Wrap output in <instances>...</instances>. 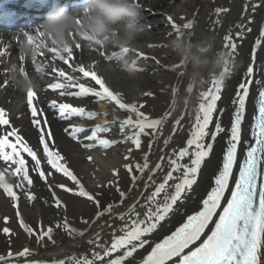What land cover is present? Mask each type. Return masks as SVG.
<instances>
[{"label": "snow or ice", "instance_id": "1", "mask_svg": "<svg viewBox=\"0 0 264 264\" xmlns=\"http://www.w3.org/2000/svg\"><path fill=\"white\" fill-rule=\"evenodd\" d=\"M220 11L227 10L217 9V12ZM168 19L172 23L171 18L169 17ZM194 24V20L187 21L182 26L183 31L180 26L174 23H172V27L177 36L187 33L191 38L194 34L192 31ZM22 35L26 37V40L20 41V47L24 43L35 46L37 45V39L42 37L41 31L36 36L30 35L28 31L22 32ZM169 35H172V33H169ZM242 35L243 33H236L238 38ZM261 35L264 36V32ZM222 39L223 43L220 52L225 56V67L219 74L212 72L200 81L201 86L209 84L210 87L206 91L198 93L197 114L195 122L192 125V131L186 141V146L180 148L179 151L173 149L169 155L167 161L169 170L164 175L163 181L157 183L155 179L158 172L164 171L163 161L165 157L161 156L159 158L160 162H157L155 167L151 169L147 181L143 185L145 190L155 185L154 190L146 196L143 203H140L137 199L136 203L132 204L127 212L117 214L116 218L120 221H125V217H129V220L119 229L113 230L110 245L106 246L101 242V233L97 231L87 243L95 245L96 248L102 251H92L91 258H89L87 253H81L79 256L73 253L71 257L66 259H54L52 264H97V262L105 264V261L106 264H135L138 260V250L143 249L149 243L148 237L156 232L158 228L163 227L170 215L179 212L178 203L183 204L187 200L189 193H191L193 187L198 183V178L206 162L211 161L215 141L225 132L228 134L227 145L223 150L222 160L217 170L213 173L210 191L202 199L201 209L192 215H188L185 222L176 228L171 235L166 236L159 243H155L148 255L139 260V264H169L170 261H173V258H177L175 264H264V85H261L258 93V114L254 116L251 130V141L253 142L250 143L242 136V124L245 121L246 101L250 96L251 78L254 69L248 60L241 57L238 45L233 40L231 33H227ZM257 44H259V41H257ZM158 46L164 47L165 45ZM149 47L155 46L149 45ZM75 48H81V44L76 43ZM49 51L58 55L61 54L56 49H49ZM62 53H66L69 59L73 58V46L66 48ZM141 58L152 59L159 65V60L154 56L141 53ZM60 59H63L64 63L68 64V59H64L63 55H60ZM132 63L136 65L135 60ZM245 65L247 66L245 67ZM69 67L72 68L73 72L78 71L81 73L82 77L80 75H69L67 72L60 70L59 76L64 78L65 83H53L49 87L52 89L76 88L78 91H61L60 95L78 98L91 95L100 101L114 103L121 110L134 113L135 120L132 116H129L121 122V131H123L124 126L136 129L132 135L125 138V143L131 140L139 148V136L145 134V129H152L153 133H156L158 128L162 126L163 121L161 119L150 120L143 112L138 110L136 103L125 102L121 93L111 90L104 78L94 70L95 62L88 65L87 69L83 65H80L78 68L72 67V65H69ZM163 67L165 70L172 71H175L177 68H184L180 61L174 62L171 66L164 65ZM237 67L243 68V73L240 81L234 88V96L231 102L235 105V109L231 114L230 124L228 127H225L222 124L221 117L215 116L214 129H210V125L214 120V114L217 113V103L222 99V92L226 87L225 81L227 78L233 76L234 70ZM133 70L138 73L145 71L141 67H135ZM53 71H56V69H53ZM36 72L41 77L45 74L43 67L36 68ZM183 74V72L179 73V75ZM88 77L98 86L99 90L95 86H87L86 83L80 82L82 78ZM257 83L260 82L257 81ZM194 90L195 85L190 83L187 86V92L190 94ZM141 95L154 96V93L150 90L142 91ZM35 96L36 92L32 89L27 91L28 103L33 117L32 124L40 129L39 145L43 146V156L40 155L39 148L34 151L32 147L28 146L23 137L18 134L17 129L11 127L5 110L0 108V125L11 128V131L5 129L4 134L0 136V160L6 163L10 162V165H15V168L12 170V174L18 178L15 187L21 189L30 202L35 199V196L31 192L24 191L25 182L29 188L34 186V179L28 167L29 164L32 166L31 171L35 172L45 184L48 183L47 176L53 175L52 171L46 174L42 170V164L45 161L50 166V169L55 170L56 173L63 172L71 180L76 181L77 184L79 183L71 172L58 164V159H61L59 154L50 151L47 141L53 140V137L50 131L44 130L48 126L47 120L38 118L43 113L38 112L37 108L32 107ZM143 106V104L139 105V107ZM50 107L54 109L58 108L62 119H70L73 116L94 118L97 115L96 112L86 111L84 107H74L68 103L57 104L56 100L50 102ZM224 111V109H219L221 114ZM104 115L106 116L107 113H104ZM179 124L180 120L178 119L175 125ZM85 130L75 128L70 135L72 139L78 140L76 134ZM107 130L104 126L96 125L91 129V135L87 139L96 140L100 132ZM65 131L67 132L68 129L66 128ZM9 137H15V140L23 146V150L27 153V157H30V161L27 157L21 156L20 152L16 150V144L8 142ZM209 137L210 139H206ZM169 141L170 138L165 139L164 144L168 145ZM112 143L115 142L99 139V145L105 147ZM242 144L244 145V151L241 159L238 157V149ZM83 146L87 149L93 147L91 144H84ZM8 148L12 149V154L5 151ZM16 157L20 158L17 159ZM238 159V176L235 179L234 187L231 188L230 196L227 198L223 210L219 212L218 219L214 221V227H212L210 235L199 246L185 252L186 249H189L191 245H195L201 239L202 234L205 233V229L213 223L217 210L221 208V201L225 199L226 192L229 190L230 179L233 176V169ZM185 160L186 162H184ZM125 167L129 166L126 165ZM136 168L141 174L149 168L147 154L144 156L143 165L137 164ZM4 171L8 172L9 169L5 168ZM129 171H131L130 167ZM174 173H178L179 176H174ZM132 179L135 183L137 178L133 176ZM174 180L176 181L175 183H170ZM0 187H3L5 193L13 201L17 200V193L13 191L11 185L4 181L3 173H0ZM48 187L56 202L55 207H62L53 187L51 185ZM59 187L63 188L64 186L59 185ZM64 190L71 191V189L67 188ZM79 195L87 196L90 200L93 199L82 188ZM125 195L124 192H120L122 201ZM139 195L143 196L144 193H140ZM138 208L144 209V211H138ZM113 212V206L108 205L103 212L97 215L99 217L103 216L104 213L113 214ZM21 226L26 231L32 232L23 220H21ZM55 228H63L72 235H84L83 232H76L75 229L70 228L66 221L63 224L57 222ZM5 231L7 232V229ZM53 232V227L49 226L46 231L41 233L38 243L44 238L52 240ZM114 253L121 254L116 255L115 258H111ZM31 254L25 248L18 256L27 257ZM11 256L12 254L9 253V257ZM3 259V257H0V260ZM25 264H43V262L26 261Z\"/></svg>", "mask_w": 264, "mask_h": 264}, {"label": "bare ground", "instance_id": "2", "mask_svg": "<svg viewBox=\"0 0 264 264\" xmlns=\"http://www.w3.org/2000/svg\"><path fill=\"white\" fill-rule=\"evenodd\" d=\"M137 2L141 5V23L144 25V31L138 37L139 46L128 53L131 57V61L143 59L141 58V53H143L148 56L156 57L159 60V63L167 62L166 65H173L174 62H177L176 58L173 57L172 60H167L170 55H175L167 46L168 41L177 36L173 30L172 23L180 26L183 31V24L187 21L194 20V25H196L199 30L192 37V41L194 43L199 42L201 45L200 58L202 62L195 69H193L191 64H186L185 67L188 66L187 68L191 69L192 75L190 76V71L186 70L184 76L179 81L181 86L180 92L186 89L189 79L190 83L195 85V90L190 94L186 91L184 94L186 95L184 100H182V97L176 99L177 105L182 107L184 111V117L180 120V124L175 125L176 128L179 129L177 139L172 142L169 141V144L165 145L164 140L169 139L165 131L162 132V127L165 124L160 127L159 132L161 133L149 159V168L146 170L145 176L140 179L128 199L122 203L113 214H107L86 239V241H88L97 231H99L101 233V242L106 246L110 245L113 230L119 229L129 220V217H125V221H120L116 218L117 214L127 212L128 208L136 203L137 199L140 203H143L146 196L154 190L155 185L150 186L147 190L144 189L143 185L147 181L151 169L155 167L157 162H160L159 158L161 156L165 157L163 161L164 171L158 172L155 177L157 183L163 181L164 175H166L169 170L167 161L173 149L179 151L180 148L186 146V141L192 131V125L195 122L197 114L198 93L206 91L207 88L210 87L209 84L201 86L200 81L203 77L212 72L219 74L225 67V56L220 50L222 49V38L227 33H231L233 40L238 45L241 57L248 60L254 69L251 78L252 85L250 86V96L246 101L245 121L242 124V136L245 140H248L249 137V127L254 116V103L256 101L258 88L263 80V71L258 67V64L264 61V36L261 35V33L264 32V0H137ZM175 3L179 6L178 8H174ZM217 9L227 11L217 12ZM166 15L171 17L172 23L169 22ZM157 16L163 17L157 18ZM238 32L243 33L239 38L236 36V33ZM169 33H172V35H169ZM209 37H213L214 42L210 40ZM73 39L81 44V48L73 49V58L71 59L63 53L58 55L57 53L47 52L48 54L45 59L37 60L35 63L33 62L34 56L29 57L27 64L23 67H18L16 72L13 70V64L5 66L7 74H4V70L0 69V108L5 110L11 127L17 129L18 134L23 137L28 146L35 147L34 145L39 140L40 129L32 124L33 117L31 111L29 112L28 110L30 106L25 103V101H28L27 92L13 87L11 80L17 76H22L20 75V72L23 74L26 73L27 77L29 75L34 79H38L40 87L38 91H36V103L34 104V102H32V107H35L39 112H42L44 120H47L48 126L44 130L50 131L53 139L56 140V143L63 146L68 152L75 153L77 157L85 155L90 158L89 161L91 164L86 167V171L88 175L90 174V178H92L94 183H97L98 181H103L105 174H108V167L114 169L123 162L124 156L128 153V150L131 147V142L128 141L125 143V139H122L117 146H114L113 148L109 147L108 149V146L105 147L99 145L97 139H87V137L91 135V128L86 129L81 133H77L78 140H76L77 143H74V139H72L70 133H73L75 128L70 127L69 124L63 121L55 123L53 116L55 119L60 118V113L58 108L54 109L50 107V102L56 100L57 104L68 103L74 107H84L86 111H88V103L90 100H93L98 103L99 110L97 114L100 119L99 125L102 126L106 123L115 125L119 128L121 132L119 134L121 137L125 130V128H123V131H121V122L129 116H132L135 120V114L117 108L114 103L100 101L98 98L92 97L91 95L87 96L86 99H79V101L76 99L77 97H74L73 100H70V98L62 99L60 98L61 91L73 92L78 91V89H52L49 85L53 84L55 81L48 82L47 76L65 68V70L68 69L67 72L69 71L71 73L70 75H80L82 77V74L78 71L73 72L69 65H72V67L75 68L83 65L87 69L88 65L95 62L94 70L104 78L109 88L114 92L121 93L125 102L136 103L138 105L140 98L143 97V95H141L142 91L150 90L152 93L154 92V82L156 80L155 72L156 67L159 65L155 64L147 71L135 73L130 69L129 65L124 63L118 64L119 61L114 59V57L118 56L119 53L115 55L114 52L110 51L112 49L111 47H97L89 50V48L83 46V42L79 40L77 35H74ZM257 41H259V44H257ZM149 45H154L155 47H149ZM158 45L165 46L161 47ZM48 47H51V45ZM40 49L41 47L38 49L40 52L43 51V48ZM36 53L37 50H35V54ZM60 55H63L64 59H68V64H65L63 59H60ZM108 61L110 63L114 62L115 64L109 68L108 65H106L108 64ZM58 63H63V66ZM246 66L247 65H245V67ZM41 67L44 68L45 74L43 77L36 73V68ZM53 69H56V71H53ZM179 69L182 68H177L176 70ZM9 70L11 71V74L9 73ZM242 73L243 68L237 67L234 70L233 76L226 79V87L222 92V99L217 103V113L214 114V120L210 125V129H214L215 116L221 117L222 124L225 127L229 126L230 117L235 108V105L231 100L234 96L235 85L240 81ZM257 81L260 83H257ZM80 82L86 83L87 86H95L97 87V90H99L98 86L91 81L90 77L82 78ZM55 83H65V80L59 76ZM219 109H224L225 111L221 114ZM104 113H107V115L105 116ZM2 128L11 131V128H8V126L3 125L0 129ZM66 128L68 129L67 132L65 131ZM227 138V132L221 134L217 138L214 144V151L211 155V161L206 162L198 178V183L193 187L191 193H189L187 200L183 204L178 203L179 212L170 215L167 222L164 223V226L158 228L156 232L148 237L149 243L145 245L143 249L138 250V260L135 264H139V260H142L148 255L155 243H159L166 236L171 235L176 228L181 226L187 219L188 215H192L201 209L202 199L206 197L207 192L212 186L213 173L217 170V167L222 160L223 150L227 145ZM206 139H210V137ZM84 144H91L93 147L87 149L83 146ZM5 151L12 154L9 148L5 149ZM243 151L244 145L242 144L238 149V157L241 159ZM16 158L19 159L18 157ZM186 160L184 162H186ZM0 161H2L0 172L5 168H11V166H7V163L3 160ZM14 168L15 167L12 169ZM32 174L34 175L35 173L32 172ZM234 174L230 179L229 190L226 192L225 199L221 201V208L217 210V215L213 218V223L205 229V233L202 234L201 239L197 241L195 245H191L189 249H186L185 252L199 246V244L210 235L211 229L214 226V221L218 219L219 212H221L223 206L226 204L227 198L230 196L231 188L234 187ZM174 176H179V174L174 173ZM36 180L37 179L34 181V185L37 184ZM14 181L17 183L18 178H15ZM175 182L176 181L174 180L170 183ZM40 185L41 188H35L42 191L44 194L42 199L45 196V198H48L49 202L45 199L48 203V208L45 207V202L34 194L33 186L29 188L25 182L24 191L31 192L35 196V199L30 202L27 197H24V193L22 192L20 197L21 212L31 221H38L41 224V229L44 231H46L49 226H52L54 229L53 236H56L59 240L56 238L57 241L51 245L48 252L38 255L30 261L43 262V264L48 262L52 263L54 259L61 260L69 258L73 253L77 254V256L81 253H87L89 258H91L92 251H102L101 249L96 248L95 245H89L87 242L85 245H83L85 242L75 244L73 243V240H80V236L77 235L74 237L63 228H55L57 222L63 224L66 219L61 214L59 208L55 207L56 202L52 197V193H50L44 185ZM140 193H144V195L140 196ZM55 194L57 193L55 192ZM138 211L143 212L144 209L138 208ZM61 236H63V238ZM66 238L70 239L68 240L69 243ZM119 254L121 253H114L111 258H115V256ZM176 259L177 258H173V261H170L169 264H175ZM97 264H99V262H97Z\"/></svg>", "mask_w": 264, "mask_h": 264}, {"label": "rangeland", "instance_id": "3", "mask_svg": "<svg viewBox=\"0 0 264 264\" xmlns=\"http://www.w3.org/2000/svg\"><path fill=\"white\" fill-rule=\"evenodd\" d=\"M178 7L179 6L175 3L174 8ZM162 17L163 16H157V18ZM166 17L169 18L170 16L166 15ZM198 30L199 28L194 25V28L192 30L194 34L191 36V38L197 33ZM185 35L188 36L187 33H185ZM111 51H114V49H112ZM128 57L131 60V57ZM173 57L176 58L177 61H179L178 57L176 55L173 56V54L170 55L167 60H172ZM135 61L136 67L144 68L145 71H147L152 65L157 64L152 59H139ZM180 62L184 66V68L175 71L165 70L163 66L166 65L167 62H160L159 66L156 67L155 72L156 80L154 82V96H143L142 98H140L139 104L137 105L138 110L143 112L145 116H147L150 120L161 119L163 121L162 125H165L162 127V132L165 131L171 142L175 141L178 137L179 129L176 128L175 122L178 119L182 120L184 117L183 108L177 105L176 99H179L180 97L183 98L182 100L185 99L186 95L184 94L187 91V87L180 92L181 86L179 81L184 76V74L179 75V73H185L186 70H189L190 76L192 75L191 69H188V66L185 67L186 64L183 61ZM106 65L111 68L110 64ZM189 84L190 79L188 85ZM141 104H143L144 106L139 107V105ZM88 107L90 108L89 111L98 113L99 109H96L95 105H93L92 103L91 105L89 104ZM73 117L74 118H70L67 120V123L73 128L91 129L96 125H99L100 121L98 114L94 118H88L87 116H85L84 118L79 116ZM104 127H106L108 130L100 132L97 140L99 141V139H106L110 142H115L110 144L108 146V149L109 147L113 148L114 146H117L122 139L129 137L130 135H132L133 131H136V129L134 128L125 126L126 130L123 131L122 138L119 132H117V130L119 131V128L117 129L115 125L109 124L105 125ZM159 131L160 127L158 128L156 133H153L152 129H145V134H141V138H139V148H137L135 144L131 140H129L131 142V147L129 148L130 151L128 150V153L124 156L123 162L114 169L108 167V174H105L106 177L104 176L103 181H98L97 183H94L92 178H90V174L88 175L86 171V167L91 164L88 157H86L85 155L77 157L75 153L68 152L63 146L56 143L55 139L47 141V143H49L50 151L59 154L61 160H63L65 165L68 167L69 172H71L79 182L77 184L76 181L71 180L68 176L65 175L66 177H64L63 172L56 173L55 170L50 169V166L47 165L46 161L42 164V167L45 170L44 172L46 174L49 171L53 172V175L47 176L48 183L44 184L47 186V188H49L48 186L51 185L54 191H56V195L62 203V207H60L59 210L66 219L68 226L72 229H75L76 232L84 233L83 236H80V240H73V243L78 244L80 242H85L83 244L85 245L88 236L92 233L95 227L100 224L99 222L108 214L104 213L103 216L98 217L97 214L104 211H101V209H105L108 204L110 205L111 203H113L112 206L115 212L118 207L128 199L132 191H134V189L136 188L140 179L145 176L147 170L146 169L145 172L141 174L137 170L136 165H143L145 154L148 155L149 162L152 152L154 151V146L156 145L161 133ZM35 146L36 147L34 148V151L39 148L40 155L43 156V146L39 145V142H37ZM16 150L20 152L21 156H23L20 148H16ZM126 165L131 168V171H129V167H125ZM28 167L34 181L35 179H37V184L33 186L34 194L37 197H40L41 200L45 202V207L48 208V203L46 202V200L49 202L48 198H45V196L42 199V196L44 194L42 193V191H39L35 188H41L40 184L42 183L40 180H38L35 174L33 175L31 173V167L29 165ZM3 174L4 181L11 185L13 191L17 193V200L13 201L12 198L5 193L3 187H0V223L2 225V228H7V235L5 236L7 242L6 244H4L11 251L9 253L12 254V256L9 257V253H7V251H4V249H2L3 247L1 246L0 257H3L4 259L0 260V264H25L26 261H30L34 257L48 252L51 245H53V243H55L58 238L56 236H53L52 240L44 238L38 243V238L44 231L41 229V224L38 221H31L27 216H24L22 214L20 206V197L22 191L21 189L15 187V178L11 174L7 172ZM133 176L137 178L135 183L132 179ZM59 185H63L64 187L61 188L59 187ZM65 188L71 189V191H65ZM81 188L86 191L89 196H92L93 199L90 200L87 196H80L79 192ZM120 192H124L126 194L123 201L121 200ZM24 197L27 196L24 195ZM97 201L99 202L98 204ZM21 220H23V222L29 226V228L32 230L31 233L26 231L21 226ZM73 236L76 237L77 235ZM61 237L63 238V236ZM66 239L69 243L68 240L70 239ZM25 248H27L32 254L27 257H19L18 254ZM46 264L52 263L48 262Z\"/></svg>", "mask_w": 264, "mask_h": 264}, {"label": "clouds", "instance_id": "4", "mask_svg": "<svg viewBox=\"0 0 264 264\" xmlns=\"http://www.w3.org/2000/svg\"><path fill=\"white\" fill-rule=\"evenodd\" d=\"M141 19V6L137 0H83L78 8L71 11L63 4H55L40 25L44 38L40 47L51 45V48L62 53L78 43L73 39L77 35L86 48L111 47L119 53L114 59L129 65L135 72L133 69L136 65L129 59L128 53L139 46L138 37L144 31ZM209 39L214 42L213 37ZM167 46L179 61L191 64L193 69L202 62L201 45L185 34L170 39ZM21 54L26 58L31 57L35 54L34 46L22 44ZM11 83L24 92L29 88L36 92L40 87L38 79L31 76H17Z\"/></svg>", "mask_w": 264, "mask_h": 264}, {"label": "trees", "instance_id": "5", "mask_svg": "<svg viewBox=\"0 0 264 264\" xmlns=\"http://www.w3.org/2000/svg\"><path fill=\"white\" fill-rule=\"evenodd\" d=\"M7 249L6 247L4 248V250Z\"/></svg>", "mask_w": 264, "mask_h": 264}]
</instances>
